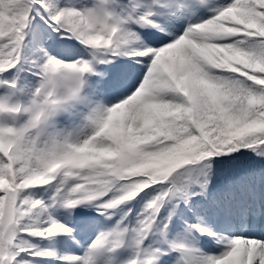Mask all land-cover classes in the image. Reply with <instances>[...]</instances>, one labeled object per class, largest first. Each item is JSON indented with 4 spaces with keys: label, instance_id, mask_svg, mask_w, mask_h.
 <instances>
[{
    "label": "snow or ice",
    "instance_id": "1",
    "mask_svg": "<svg viewBox=\"0 0 264 264\" xmlns=\"http://www.w3.org/2000/svg\"><path fill=\"white\" fill-rule=\"evenodd\" d=\"M52 33L80 51H52ZM28 43L35 60L25 56ZM23 63L34 84L21 83ZM26 87L27 101L15 99ZM0 90V264H31L22 254L100 264L129 238L125 264H162L171 252L179 254L173 264H264V233L218 236L203 215L189 232L215 238L220 253H204L194 238L166 239L180 205L195 211L193 197L216 182L213 164L226 167L246 151L264 157V0H0ZM236 182L226 180L228 193ZM49 186L45 205L32 190ZM150 188L156 194L136 225L123 223L129 209L83 255L24 240L72 234L40 222L48 207L96 206L111 219L109 210ZM234 211L250 224L264 221V198ZM154 232L167 248L148 243Z\"/></svg>",
    "mask_w": 264,
    "mask_h": 264
},
{
    "label": "rangeland",
    "instance_id": "2",
    "mask_svg": "<svg viewBox=\"0 0 264 264\" xmlns=\"http://www.w3.org/2000/svg\"><path fill=\"white\" fill-rule=\"evenodd\" d=\"M54 2H60V0H53ZM64 2V1H63ZM230 0H217L218 4H225V3H229ZM69 3V2H66ZM65 4V2H64ZM63 4V5H64ZM212 15L211 11H206L205 13L202 14L201 18L202 19H207L209 16ZM196 22V21H193ZM148 30H153V29H140L141 34L144 31H148ZM164 34V33H162ZM0 92H2V90H0ZM19 101H21V99H18ZM38 188H36L37 190ZM39 189H41V192H44L43 194H49L51 193V190H54L51 186L49 187H40ZM37 196H38V192H37ZM34 198H36V196H34ZM38 198V197H37ZM153 198V196H151V198L149 199V201ZM106 199V197H105ZM148 201V202H149ZM93 208L96 206H92ZM58 207H54L53 210L54 215L52 217L53 220L58 221L61 224H64L65 226L71 228L73 230V227L75 226V230L72 231V234L69 236V240L67 239L68 236L65 235L64 237H62L61 242L58 243L56 245V247L51 250V252L56 253L57 255H64V254H74V255H83L84 251L86 250L87 246L91 243L90 240L92 239V236L95 234H99L100 231L102 230H108L111 229L114 226L111 227H106L104 229L100 228L98 230H96V223L95 220L92 219V217H90V213L89 211H87L85 208L83 207H79L73 210H66L64 211L63 215L68 216L69 223H66L65 221H63V219H61L62 215L60 214V212H58V210L56 211ZM98 210V209H97ZM82 213H85L84 215ZM43 215L41 213V215L38 218H41ZM215 216L212 214V218H214ZM78 218H84V223L79 224L77 222ZM122 217H120L121 219ZM219 222V218H216ZM130 218L129 220L126 222V226H128L130 228ZM254 227L253 225L250 227L249 232H251V230H253ZM214 232L220 236V235H224V236H229L228 234L223 233L221 230H219L218 228H216L214 230ZM78 233L81 234L84 237V240L80 239L78 236ZM261 234V230L258 231V235ZM96 235V236H97ZM169 237H173V239H169ZM96 238V237H95ZM166 239L168 241H172V240H183L186 239L185 237L182 236V234H178L175 233V235H167ZM188 240H191L192 238L187 237ZM162 237L158 234V232H154L153 235L150 237L149 239V243H153V247H164L167 248V245L162 243ZM202 251L204 253H206L203 249ZM133 255V247L131 246V240L129 238V240L118 250L114 251V252H109L106 253L104 255V257L101 258L100 260V264H111V262H115V264H125V262L131 258ZM178 253H176V256L174 257L175 259L178 257ZM22 256L24 257L25 255L22 254ZM55 261H57L56 263L61 264V261H59L58 259H55ZM165 259L162 258V264H164ZM166 264H170L169 262H166Z\"/></svg>",
    "mask_w": 264,
    "mask_h": 264
},
{
    "label": "trees",
    "instance_id": "3",
    "mask_svg": "<svg viewBox=\"0 0 264 264\" xmlns=\"http://www.w3.org/2000/svg\"><path fill=\"white\" fill-rule=\"evenodd\" d=\"M63 1L64 0H60V2H54L53 0H48L49 3H53V4H57L58 3L60 5L64 4ZM71 2H72L73 5L79 3L78 0H71ZM52 35H53V33H52ZM31 40H32V33H30V41ZM30 44L32 46V49H34V47H35L34 43H30ZM61 48L63 49V47H61ZM31 55H32V53H31ZM32 58H33V60L36 59L35 54L32 55ZM235 155H236V159L231 160L230 163L226 167H224V166L221 167V168H224V169L220 168V170H216L217 171V176H219V175H221L223 173L221 180L224 181L225 179H228V177H232V178L235 177L236 169L237 170L239 169L243 173L242 177H246V176L252 177V179L254 181L259 183L260 189L264 190V181L261 180V175H260L261 174V170H264V157L257 156L251 151H246V152H244L243 155H241L239 153H237ZM221 159H223V158L221 157ZM213 169L214 170L217 169V166L215 164H213ZM245 173H253V174L252 175H245ZM241 179H243V178H241ZM221 180H219V183L215 187V189L218 190V191L222 189V188H219L220 187L219 186L220 183L225 185ZM151 194H153V193H151ZM32 195H36L35 192H34V189L32 190ZM37 197L38 196H36V199H39ZM40 198H41V196H40ZM206 200H207V198L205 199V201ZM194 203L198 204V201H195ZM174 204H175V201H172L170 203L165 204L164 209L162 210V217H165V213L166 212H169V213L171 212ZM198 207H199V205H198ZM191 213L194 214V216H197V208H196L195 211H192ZM175 215L184 219L185 214H184V208H183L182 205H180V207L176 210V214ZM175 215L172 216L174 219H175ZM33 219H37V217H34ZM49 219H52L50 215L43 214V217H41L39 220H40L41 223H48ZM173 222L175 223V220ZM24 240H26V239H24ZM28 241H33V242H35L37 244V242L34 241V240L30 239ZM26 242H27V240H26ZM36 244H30V245L34 246V248L36 250H40V248ZM23 258L26 259V260H30L31 264H42L36 259L35 256H30V255L26 254Z\"/></svg>",
    "mask_w": 264,
    "mask_h": 264
}]
</instances>
